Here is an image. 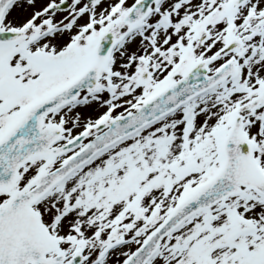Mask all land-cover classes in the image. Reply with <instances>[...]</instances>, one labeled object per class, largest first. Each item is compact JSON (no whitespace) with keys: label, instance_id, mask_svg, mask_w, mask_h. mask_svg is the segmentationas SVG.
Masks as SVG:
<instances>
[{"label":"snow or ice","instance_id":"6c2138e0","mask_svg":"<svg viewBox=\"0 0 264 264\" xmlns=\"http://www.w3.org/2000/svg\"><path fill=\"white\" fill-rule=\"evenodd\" d=\"M0 264H264V0H0Z\"/></svg>","mask_w":264,"mask_h":264}]
</instances>
